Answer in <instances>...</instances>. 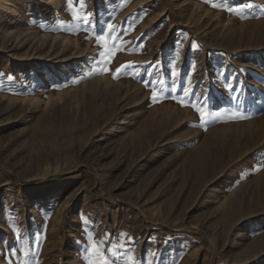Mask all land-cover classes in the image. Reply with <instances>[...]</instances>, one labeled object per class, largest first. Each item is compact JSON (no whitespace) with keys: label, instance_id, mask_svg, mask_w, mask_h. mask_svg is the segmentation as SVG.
<instances>
[{"label":"rangeland","instance_id":"374dc122","mask_svg":"<svg viewBox=\"0 0 264 264\" xmlns=\"http://www.w3.org/2000/svg\"><path fill=\"white\" fill-rule=\"evenodd\" d=\"M0 264H264V0H0Z\"/></svg>","mask_w":264,"mask_h":264},{"label":"snow or ice","instance_id":"6c2138e0","mask_svg":"<svg viewBox=\"0 0 264 264\" xmlns=\"http://www.w3.org/2000/svg\"><path fill=\"white\" fill-rule=\"evenodd\" d=\"M109 31L114 30V25H108ZM128 31V30H125ZM105 35L106 34H101L97 36V43L101 46L102 51H100L97 55L99 56V59L96 60L94 58V67L93 71H100V72H109L112 71L109 68V65L112 63V60L115 58L116 52L123 50V45L118 44L117 41L119 40V36L116 37H110L112 40V43L109 45L106 43L105 40ZM128 67L127 64L121 65L119 68H116L114 72H112L114 78H119L120 74L122 73L123 70H126ZM187 94V93H186ZM159 93L157 90L153 89L152 93V101L153 102H158L159 100ZM173 99H177L176 97H172ZM180 104L187 106L186 101L184 99H179L178 101ZM200 115V119L202 122L206 121V117H208L209 112L206 109L205 106L201 105L198 106L196 104L191 105ZM213 115H219V113H215ZM235 118H240V119H247L248 117L239 115L237 114ZM254 170H259V166L254 169ZM93 248H96V245H93Z\"/></svg>","mask_w":264,"mask_h":264},{"label":"bare ground","instance_id":"6f19581e","mask_svg":"<svg viewBox=\"0 0 264 264\" xmlns=\"http://www.w3.org/2000/svg\"><path fill=\"white\" fill-rule=\"evenodd\" d=\"M140 139H142L143 140V138L141 137ZM247 208H248V206H247ZM245 212V211H244Z\"/></svg>","mask_w":264,"mask_h":264}]
</instances>
